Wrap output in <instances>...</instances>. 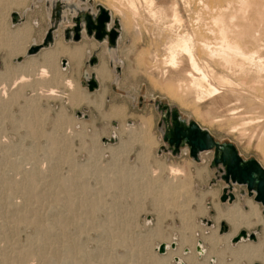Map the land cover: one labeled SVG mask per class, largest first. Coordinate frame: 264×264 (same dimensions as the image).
Wrapping results in <instances>:
<instances>
[{
  "label": "rangeland",
  "instance_id": "obj_1",
  "mask_svg": "<svg viewBox=\"0 0 264 264\" xmlns=\"http://www.w3.org/2000/svg\"><path fill=\"white\" fill-rule=\"evenodd\" d=\"M50 1L52 0H0V73H5L0 74V83L5 84L6 87L14 84L8 87L6 97H0V179H2L0 181V248L14 254L27 248L31 242L39 240L41 237L39 234L43 235L45 230H49L54 239L60 237L58 239L60 241L62 239L61 242L71 240L72 242L68 241L69 243L64 242L68 243V246L76 245L74 248L76 251H72L78 252L76 257L79 259H82L84 254L90 257L92 261L88 264H96V261L97 264H152L153 257L164 261L163 264H179L174 260V257H178L183 264H187L185 257L192 253L195 261L200 264H262L255 258L251 261L241 256L234 257L227 250L238 244L262 241L264 230L260 225L257 223L248 227L239 225L235 233L226 241L223 237L231 231V224L225 219L216 220L214 208L218 206L221 210H225L236 204L242 211H247L246 203L249 202L256 207L259 216L264 218L262 214L264 206L254 201L252 196H248L244 186L236 184H234L233 201L219 199L226 183L221 176L223 165L213 163L212 149L200 152L198 160H193L189 156L187 147H181L179 151L172 153L168 143L163 139L168 132L165 130L166 123L162 117V105L165 104L168 110H177L186 121L194 120L200 127L207 129L215 140L232 143L241 158L253 157L263 168L264 131L259 129L253 120L247 125L246 119L228 116L224 105L209 99L207 94L200 95L195 91L196 94L195 89L187 88L181 78L173 76V73L170 74L165 68L166 66L161 62L162 56L156 59L155 66L148 63L150 60L146 53L147 35L150 30L160 32V27L149 15L148 6L142 0L135 1L138 16H133L131 13L128 0H82L80 6L85 11L96 13L97 5H102L110 13V25L114 24V20L117 22L115 25L119 34L112 49L113 58L109 56L107 40H103L100 41L99 49L92 53L96 58L95 62L89 64L90 57H84L77 76L70 74V68L64 70L59 59L52 58L50 64H47L48 68L45 64L49 74L51 73L50 76L39 78L37 71L44 65L41 53L56 47V43L53 45V42L58 37L63 38V26L72 23V15L67 11V19L60 21L54 30L52 43L34 54L27 55L28 47L32 43L41 42L51 24ZM13 12L18 14L19 19L16 21L12 20ZM134 25L143 34H136ZM22 26L29 28L26 27L23 35L15 34L18 32L17 28L22 30ZM19 36L23 37L19 38ZM81 37L93 38L87 36L84 31ZM100 63L106 66L105 72L109 78L106 76L108 79L100 80L98 74H93L99 83L96 89L89 91L84 74L87 72L91 75V72H96ZM160 68L161 70H158ZM67 79L72 81L71 88L65 84ZM180 81H182L181 88ZM49 85H53L54 89L58 90H56L57 94H43L41 89H46ZM170 93L176 95L172 96ZM145 120L148 122L145 123ZM143 123L147 124L146 131L148 129L146 141L131 135V132L137 131ZM169 166L180 169L181 172L176 174L177 177L175 173L168 171ZM119 167H122L121 171ZM27 174L32 178L35 177L32 179L31 189L38 193L34 197L30 195L31 197H28L30 199H26L22 194L25 190L23 180H26ZM10 176L13 178L10 179ZM124 177L128 180L132 179L133 183L130 184L132 183L134 187L123 184ZM179 178L183 180V186L179 185V190L177 189L179 193H173L174 197L171 196L172 194L166 195V193V196L159 194L160 183L174 184ZM9 180L14 181V186L12 185L14 189L6 184ZM3 186L5 189L1 188ZM45 188L47 192L43 190ZM36 189L42 191L37 192ZM240 189L244 190V194H240ZM18 190L22 193L20 194ZM11 200H19L23 204L15 210L16 208L11 207L13 204L9 203ZM69 200L72 201V209L65 207ZM83 203L86 205H82ZM77 204V208L74 207ZM37 210H40V213ZM20 212L25 217L14 218L15 213L20 214ZM9 215H11L10 220L7 218ZM182 215L187 216L186 221L189 224L186 231L192 233L193 238L191 237L189 241L192 246L191 243L181 244L180 241ZM56 217L58 220L54 219ZM255 220L256 217L249 218L252 223ZM221 222L226 229L222 228ZM43 225L48 227L44 228ZM190 226L193 231L190 230ZM214 228L222 239L211 247L210 243L202 240V237ZM241 229L255 232L256 238L241 239L231 243L232 236ZM197 241L201 244L202 253L195 249ZM162 242L166 244L174 242L175 246L159 253L155 247ZM58 244L53 242L49 246L63 247ZM61 248L59 250L51 248L46 250V248L44 251H47L48 257L50 251H65ZM184 249H188V252L184 253ZM177 251L179 253H176ZM262 251L264 253V245ZM208 252L209 257H207ZM135 255H138L137 258ZM62 256H58L59 261L52 263L58 261V264H62L63 260L65 262L63 264H73L71 261L67 262L68 257ZM7 264H15V262Z\"/></svg>",
  "mask_w": 264,
  "mask_h": 264
},
{
  "label": "bare ground",
  "instance_id": "obj_2",
  "mask_svg": "<svg viewBox=\"0 0 264 264\" xmlns=\"http://www.w3.org/2000/svg\"><path fill=\"white\" fill-rule=\"evenodd\" d=\"M81 1L82 0H68V1L52 0V1H50L51 2L50 4L52 5L53 8L55 6L60 5L61 17L58 19V21H61V20H64L66 11H69L72 15H74L78 12L84 11V8H82L80 6ZM135 1L136 0H128V3H129L128 6H129V9L132 11L131 13L133 14V16H138V11H137V7L135 5ZM142 1H144L147 4V6H148L147 10H148L149 15L153 19L156 20V22H157L156 24H158V26L160 27V32H153L152 30H150L148 32V35H147L148 40L146 41V46H147V49H146L147 52L146 53H147V58L150 60V62H148V61L147 62L150 65L155 66V63L157 61L156 59L162 56L161 62L164 64V66H166L165 68L168 69L170 74L173 73L172 74L173 76L181 78V80L183 81V84H185L187 88L190 87V88L195 89L194 92L195 91L199 92L200 95L201 94H203V95L207 94L209 99L211 98L214 102L215 101L221 102L224 105V110H226L228 112V113H226V114H228V116L231 115V116L236 117L238 119H243V120L246 119L247 125H248L249 121L251 122L253 120V122L257 124V127L259 126V129H262L264 131V0H142ZM143 6H145V5H143ZM148 13H146V14L148 15ZM121 14H123V13H121ZM152 18H151V20H152ZM51 21H52V18H51ZM156 24H155V26H157ZM109 26H110V23H107V27H109ZM26 27L25 28L23 27L22 30H21V28L20 29L17 28L18 32L15 34L23 35V33L25 32V29L29 28V27H27V28ZM134 29L137 30L136 34H143L142 31L140 32V29L137 28L135 25H134ZM154 29H156V27H154ZM155 31H158V30H155ZM27 33H29V31ZM27 33H25V34H27ZM138 36H141V35H138ZM11 37H14V35ZM20 37L21 36H19V38ZM16 40H18V39L16 38ZM142 40H143V38H142ZM11 41H13V39ZM137 41H138V39H137ZM14 42H16V41H14ZM7 43H9V42H7ZM57 44L58 43H56V45ZM108 49H109L110 58H113V54H112L113 53V50H112L113 47H108ZM64 53L69 54L70 57L75 56L74 57L75 59L80 54H82L80 47L76 46L73 48L71 47V49H68V48L66 49V48L60 46V43L55 48L53 47L52 50L43 51L41 53L42 54L41 56L43 57L42 60L44 61V65L42 67L40 66L41 68H39V70L37 71V75L39 76V78L40 77L43 78V76H47V75L50 76L51 73L49 74V70L47 69L48 68L47 64H50V62L52 61L51 60L52 58L56 57L59 54L63 55ZM79 59H78V61H79ZM75 61H74V63H75ZM162 63H160V64H162ZM45 64H46L47 68L45 67ZM158 64H156V66ZM76 65H78V64H76ZM99 66L100 67L99 68L97 67L96 70L94 69L96 71L95 73L98 74L97 77L100 78V80L108 79L109 76H107V72H105L106 66L104 67V65H102V64ZM148 67H150V66H148ZM152 68L155 69V67H152ZM6 69H4V70H6ZM158 70H161V68ZM2 74H5V73H2ZM21 76H20V78L24 77V75L22 77ZM84 76L85 77L88 76V73L85 72ZM106 76L108 78H106ZM63 80H65V79H63ZM177 80H180V79H177ZM13 81L16 82V80H13ZM182 81H180V83H179L180 88H181V82ZM0 84H2V83H0ZM65 84L68 86V88H71V86H73L71 79H67L65 81ZM13 85L11 84L10 87ZM182 86H184V85H182ZM8 87H6L5 84L0 85V97H2V96L6 97L5 94L8 93L7 92ZM56 90L57 89H54L53 85H49L46 89H43V88L41 89V91H43V94L44 93L45 94H57L56 92L58 90L57 91ZM183 90H184V88H183ZM37 92H40V91H37ZM169 92H171V91H169ZM76 94H77V92H76ZM76 94H73V95H76ZM196 94H195V96H196ZM174 95H176V94L174 93ZM174 95H172V96H174ZM200 95H198V96H200ZM202 96H200V97H202ZM84 98H85V96H84ZM76 100L77 99H75V101ZM81 100H85V99H81ZM81 100H78V101H81ZM89 103H90V101H89ZM235 120H237V119H235ZM237 121H239V120H237ZM146 122H148V121L145 120V123ZM145 123L140 125L141 126V127H139L140 129L138 128L137 131L133 130L131 132V135H133L132 137H138L139 139L146 141L145 138H147L148 129L146 131V128H147L146 125L147 124H145ZM68 131H69V129H68ZM128 133L130 134L129 131H128ZM138 138H136V139H138ZM146 143H148V142H146ZM122 144L123 143H120V145H122ZM130 144H131V142H130ZM120 168H122V167H119V169ZM13 169H15V167ZM26 170H27V168H26ZM120 171H121V169H120ZM168 171L171 173H175V176H176V174H179L181 172L179 168H176L174 166H169ZM21 172H22V170H21ZM124 174L127 175L126 173H124ZM125 175H123V176H125ZM24 176H22V177L25 179ZM36 176H37V173H36ZM152 176H153V174H152ZM126 177H129V176H126ZM126 177L123 178L124 179L123 184L125 183L126 185L127 184L129 185L130 182L133 183V181H131L132 179L128 180V178H126ZM176 177H174V179H176ZM11 178H13V177L10 176V179ZM33 178H35V177H33ZM33 178L29 175L26 176V180H23V181H25V182H23L24 183V189H25L24 192L22 193V192H20V190H18L20 192V194L22 193L23 196L26 197V199H30V198H28L30 195H32L33 197H34V195H38V193L36 194L31 189V184L33 182V180H32ZM1 180L2 179H0V181ZM120 180L122 181V178ZM172 180H173V177H172ZM34 182H36V181H34ZM136 182L137 181H135V183ZM139 182H141V181H139ZM150 182H151V180H150ZM155 182H157V181H155ZM13 183H14V181L12 182L9 180L6 184L12 187V185L14 186ZM17 183H19V182H17ZM132 183L130 185H132ZM172 183L171 184H169V183L163 184V182H162V184L165 186H163L160 183L159 186H161V187L163 186L162 187L163 189L160 187L161 191H159V194L162 196V194L165 195L167 193L166 195L172 194L171 196L174 197L173 193H175V192L179 193V191L177 192V189H178L179 185L183 184V180L179 178L176 183H174V184H172ZM20 184H21V182H20ZM54 184H55V181H54ZM137 184H135V187ZM48 186H46V187H48ZM58 186H60V185H58ZM66 186H67V184H66ZM20 187H22V186L20 185ZM61 187L62 186H60V188ZM80 187H82V186H80ZM1 188H4V186ZM12 188L14 189V187H12ZM70 188L72 189V187H70ZM39 190H37V192ZM43 190L45 191L46 188ZM154 190H155V188H154ZM41 191H42V189L40 190V192ZM45 192H47V191H45ZM63 192H64V190H63ZM86 192H87V190H86ZM71 193L72 192H70V194ZM152 193H153V191H152ZM64 194H65V192H64ZM68 195H69V193H68ZM47 197L45 196V198H47ZM19 198H20V196H19ZM42 198H44V197H42ZM85 200H86V198H85ZM38 201H39V199H38ZM50 201H52V200H50ZM72 201H73V199H72ZM72 201L69 200L68 205H65V207L68 206L69 208L72 209V203H71ZM47 202H48V199H47ZM86 202H88V201H85V203ZM9 203L13 204V205L11 204L12 205L11 207L16 208L15 210L19 209L17 207L20 205L22 206V204H23L19 200H16V201L11 200V202H9ZM74 204H76V203H74ZM247 204H248L247 211H242L239 208V206H237L236 204L231 205L230 207L226 208L225 210H221L218 206H216L214 208L216 220H219V219L224 220L225 219L231 224V231L223 237L226 241L229 239V237L233 233H235V231L237 230L239 225H245L246 227H248L254 223H257L264 230V218L259 216L255 206L251 205L249 202H247L246 205ZM82 205H84V203ZM38 206H40V204ZM76 206H78V204L75 205L74 207H76ZM22 210H23V208L21 209V211ZM68 212H69V210H68ZM36 215H38V214H36ZM64 215H63V217H64ZM70 215H72V214H70ZM10 216L11 215H9L7 218H9ZM251 216L256 217V220L253 223L249 221V218ZM24 217L25 216L23 215V213L21 214V212H20V214L15 213V215H14V218H16V219H20V218L23 219ZM30 217H31V214H30ZM30 217L28 216V218H30ZM42 217L44 218V216H42ZM47 217H48V215H47ZM63 217H61V218H63ZM68 217H69V215H68ZM186 217L185 216L182 217L183 225L179 231L181 244H184V243L190 244L191 243L189 241H191L192 233H191V231L187 232L189 223H188V221H186V219H187ZM61 218H60V220H61ZM70 218L73 219V217H70ZM39 219L40 218L38 217V220ZM54 219L58 220L57 217ZM9 220H10V218H9ZM66 220H67V218H66ZM75 222H76V220H75ZM52 224L54 225V223H52ZM46 227H48V226H44V228H46ZM190 227H191L190 230H192V226H190ZM44 228H42V229H44ZM36 230H37V227H36ZM38 231H40V230L38 229ZM55 231H56V229H55ZM67 231H69V230H67ZM41 232H43V230ZM44 232L45 233L43 235L39 234V236H41V237H39L40 238L39 240H37L36 242L34 241V243L30 241L31 245H29L27 248L21 249L22 251L19 250L18 252L14 253V254L7 252L6 250H4V248H0V249H3V250H0V263L1 264H7V263L15 262V264H16V261H17L18 262L17 264H29V263L30 264H53L54 261L58 260V258H59L58 256H60V255H63L66 258L68 257L67 262L71 261L73 264H88L89 262L91 263L92 260L90 259V257H88L85 254L84 255L82 254L83 255L82 259H79L78 257H76V253L78 254V252H74V251H76V250H74L76 245L74 244L75 245V246L73 245L74 247H72L71 245L68 246V243L71 240L70 241L69 240H67V241L63 240V242H61L62 239L60 241V239H58L60 237H58V236H57L58 238H56V239L52 238V233H50L49 230L48 231L45 230ZM46 232H48V233H46ZM53 233H54V230H53ZM67 235H69V234H67ZM60 236L62 237V235H60ZM35 237H34V239H35ZM32 239H33V237H32ZM203 239H204V241H207L208 243H210L211 247H213V246L217 245V243L219 241H221L222 237L218 235L217 229L214 228V229L209 230V233L204 235V237H202V240ZM261 240L262 241L259 240V242L253 243V244H251V243L250 244H243V245L238 244L236 247H231L230 249H227V250H229V254L233 255L234 257H237V256L240 257L241 256V257H244L246 259L248 258L251 261H252V259L254 260V258H255V259L260 260L262 262V264H264V253L262 251V247L264 245V239L262 238ZM64 241H66V242L69 241V242L66 243ZM53 242H57V243L61 244L63 247L61 248L59 246L58 247L49 246V244H51ZM197 242H196V244H197ZM141 243H142V241H141ZM79 244L81 245V243H79ZM79 244H77V245L79 246ZM6 245L9 246L8 244H6ZM192 245L193 244L191 243V246ZM199 245H200V248H199V250H196V251H198L199 253H202L203 250L201 248V244L199 243ZM166 246H167V248H169V244H166ZM14 247H15V245H14ZM10 248H11V246H10ZM48 248H51L52 250H57V249L59 250L61 248V249H64L65 251H61V250H60V252L50 251L49 253H51V254L47 257V254H46L47 251L45 252L44 250L45 249L48 250ZM189 248L192 249V247H189ZM14 249L16 250V248H14ZM19 249H20V247H19ZM10 250L11 249H8V251H10ZM72 250H74V251H72ZM135 250H137V248ZM11 251H13V250H11ZM224 251H226V250H224ZM133 252H134V250H133ZM137 252H138V250H137ZM137 252L135 251V254ZM183 252H184V250H183ZM82 253H84V252H82ZM176 253H179V251H177ZM184 253H186V252H184ZM98 254L100 255V253H98ZM102 254H104V253H102ZM99 255H97V256H99ZM209 255H210V253L207 254V257H209ZM89 256H90V254H89ZM137 256H136V258H137ZM27 258H29V259H27ZM185 259L187 261V264H200L197 261H195L193 253H192V255L187 254ZM233 259H235V258H233ZM33 260H34V262H32ZM110 260H111V258H110ZM102 261H103V259H102ZM180 261L181 260H179V258H178V260L175 262L179 263ZM208 261H210V258L208 259ZM247 261H249V260H247ZM27 262H29V263H27ZM62 262L65 263L63 260H62ZM151 262H152V264H163L164 263V261L162 262L161 259L155 258V257L152 258ZM249 263H251V262H249ZM96 264H97V261H96ZM201 264H203V263H201Z\"/></svg>",
  "mask_w": 264,
  "mask_h": 264
},
{
  "label": "water",
  "instance_id": "obj_3",
  "mask_svg": "<svg viewBox=\"0 0 264 264\" xmlns=\"http://www.w3.org/2000/svg\"><path fill=\"white\" fill-rule=\"evenodd\" d=\"M72 15V14H71ZM12 20H18L16 12L11 13ZM52 23L45 32L44 37L39 43H32L26 50V54H34L41 48H44L52 43L53 33L57 28L58 19L61 17V7H52L50 14ZM65 19V18H64ZM72 27L63 30L65 39L77 41L81 37V32L84 31L87 36H92L98 41L107 40L108 47L116 45L118 30L116 29V21L114 24L107 27L110 22V13L102 5H97V12L89 11L78 12L71 16ZM96 58L92 56L89 64H93ZM65 60H62L64 64ZM85 77V76H84ZM86 78V85L89 91H93L98 87L97 80L94 75H88ZM162 108L167 110L165 104ZM166 119V116L163 117ZM171 126L167 128L168 135L163 137L164 141L168 143L172 153L179 151L181 147H187L188 154L193 160H198L200 152L212 149V160L214 164L221 163L225 168V174L222 176L226 186L222 188L219 199L221 201H233L235 194L232 192L234 184L244 186L248 196H252L254 201L261 203L264 206V168L253 157L243 159L239 156L236 147L230 142H219L215 140L207 129L200 127L194 120H185L180 117L177 110L172 109L170 114ZM240 194H244V190L240 189ZM264 215V208L262 209ZM222 228L226 229L223 222L220 224ZM256 238L255 232H247L241 229L237 234L230 239L231 243H236L241 239L254 240ZM174 242L169 244L170 248H174ZM196 250H199V242L196 244ZM167 246L165 243H160L156 247L159 253L165 252ZM188 249H184L187 252ZM177 261L178 258L174 257ZM179 264H183L182 261Z\"/></svg>",
  "mask_w": 264,
  "mask_h": 264
},
{
  "label": "crops",
  "instance_id": "obj_4",
  "mask_svg": "<svg viewBox=\"0 0 264 264\" xmlns=\"http://www.w3.org/2000/svg\"><path fill=\"white\" fill-rule=\"evenodd\" d=\"M67 13L68 12L66 11L65 12V19H67ZM72 24L73 23L68 24V25L67 24L64 25L63 26V30L65 28H71ZM82 33H83V31L81 32V34ZM54 39H55V37H54ZM53 43H54L53 45H55V43H58L57 45H59V43H60V46L66 48V49L67 48L71 49V47L73 48V47H76V46L80 47V50H81L82 54H80L81 56L79 55L78 57H76V59L74 58L75 56L70 57L69 54H66V53H64L63 55H61L62 54L61 53V54L57 55L56 57H54V60L59 59L61 65H62L61 67L64 70H67L66 68H70V74L77 76V71H79V69L81 68L82 61H84V59H85L84 57H88V58L90 57L91 58L93 56L92 53L96 52L99 49V47H100L99 45H100L101 42L96 40V39H94V38L90 39V38H83V37H81V39H79L77 41H74V40H70V39H65L64 36H63V38H59L58 37V39L56 41L54 40ZM63 59L65 60L64 64L62 63ZM78 59H79V61H78ZM74 61H75V63H74ZM76 64H78V65H76ZM91 74H95V72H91ZM96 80H97V83H99L98 79H96Z\"/></svg>",
  "mask_w": 264,
  "mask_h": 264
},
{
  "label": "flooded vegetation",
  "instance_id": "obj_5",
  "mask_svg": "<svg viewBox=\"0 0 264 264\" xmlns=\"http://www.w3.org/2000/svg\"><path fill=\"white\" fill-rule=\"evenodd\" d=\"M171 111H172V109L171 110H165V109H163V114H162V117H164V116H166V119H164L163 118V120H164V122L166 123V125H165V130L167 131V128L168 127H170L171 126V121H170V114H171ZM166 121H168V122H166ZM168 132V131H167ZM222 168H223V170H222V172H221V176H223L224 174H225V168H224V166H222ZM226 186V184L223 186V188ZM234 187L232 188V192L234 193ZM221 192H222V190H221ZM221 195V194H220Z\"/></svg>",
  "mask_w": 264,
  "mask_h": 264
}]
</instances>
